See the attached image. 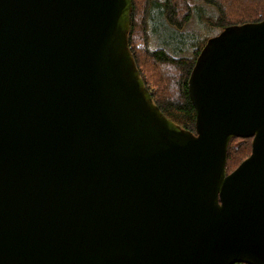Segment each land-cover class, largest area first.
<instances>
[{"label": "water", "instance_id": "1", "mask_svg": "<svg viewBox=\"0 0 264 264\" xmlns=\"http://www.w3.org/2000/svg\"><path fill=\"white\" fill-rule=\"evenodd\" d=\"M132 8L0 0V264H264V19L208 38L194 132L153 101Z\"/></svg>", "mask_w": 264, "mask_h": 264}, {"label": "trees", "instance_id": "2", "mask_svg": "<svg viewBox=\"0 0 264 264\" xmlns=\"http://www.w3.org/2000/svg\"><path fill=\"white\" fill-rule=\"evenodd\" d=\"M129 44L137 67L152 94L153 101L171 120L196 132V108L191 99L189 79L196 60L208 38L195 45L190 42L183 55L152 45L151 26L156 5L162 23L174 30L189 27L201 3L213 13L205 22L221 32L228 25L264 19V0H132ZM196 21V20H195ZM188 29V28H187ZM217 33V34H218ZM210 38V37H209ZM187 53V54H186ZM253 138L233 137L227 151V172L236 169L252 152ZM246 264V263H239Z\"/></svg>", "mask_w": 264, "mask_h": 264}, {"label": "rangeland", "instance_id": "3", "mask_svg": "<svg viewBox=\"0 0 264 264\" xmlns=\"http://www.w3.org/2000/svg\"><path fill=\"white\" fill-rule=\"evenodd\" d=\"M191 1L193 3H201V0ZM158 9L159 7L156 5L155 12L157 13L153 15L151 26L152 45L154 47H164L183 55L189 42L190 45L193 43L195 45L197 42H201L205 38L212 37L218 33L217 29L209 28L205 23L209 18V14L213 13L209 5L201 3L194 16L196 21L193 20L187 27L188 29L185 27L178 30H174L162 23V16L158 13Z\"/></svg>", "mask_w": 264, "mask_h": 264}, {"label": "built area", "instance_id": "4", "mask_svg": "<svg viewBox=\"0 0 264 264\" xmlns=\"http://www.w3.org/2000/svg\"><path fill=\"white\" fill-rule=\"evenodd\" d=\"M236 264H239V263H236Z\"/></svg>", "mask_w": 264, "mask_h": 264}, {"label": "flooded vegetation", "instance_id": "5", "mask_svg": "<svg viewBox=\"0 0 264 264\" xmlns=\"http://www.w3.org/2000/svg\"><path fill=\"white\" fill-rule=\"evenodd\" d=\"M253 138V137H252ZM253 143V142H252Z\"/></svg>", "mask_w": 264, "mask_h": 264}]
</instances>
